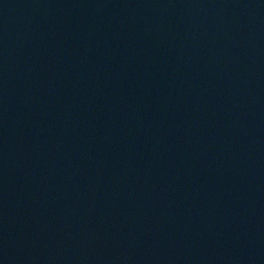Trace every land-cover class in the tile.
I'll use <instances>...</instances> for the list:
<instances>
[{"label":"water","instance_id":"95a60500","mask_svg":"<svg viewBox=\"0 0 264 264\" xmlns=\"http://www.w3.org/2000/svg\"><path fill=\"white\" fill-rule=\"evenodd\" d=\"M0 264H264V0H0Z\"/></svg>","mask_w":264,"mask_h":264}]
</instances>
